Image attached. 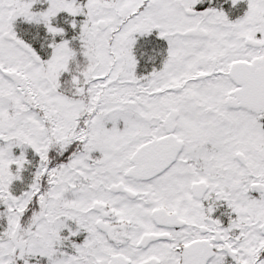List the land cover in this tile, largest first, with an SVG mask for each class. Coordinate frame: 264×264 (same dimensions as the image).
I'll return each mask as SVG.
<instances>
[{"label":"snow or ice","instance_id":"snow-or-ice-1","mask_svg":"<svg viewBox=\"0 0 264 264\" xmlns=\"http://www.w3.org/2000/svg\"><path fill=\"white\" fill-rule=\"evenodd\" d=\"M0 264H264V0H0Z\"/></svg>","mask_w":264,"mask_h":264}]
</instances>
